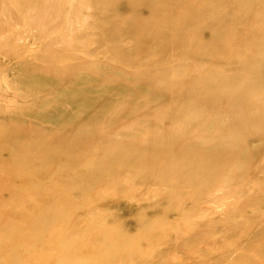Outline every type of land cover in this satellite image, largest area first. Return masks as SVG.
<instances>
[{"label":"rangeland","instance_id":"obj_1","mask_svg":"<svg viewBox=\"0 0 264 264\" xmlns=\"http://www.w3.org/2000/svg\"><path fill=\"white\" fill-rule=\"evenodd\" d=\"M130 1L19 0L20 11L0 9V204L18 208L0 223L32 227V211H57L10 264H264V73L136 55L135 25V40L122 44L134 45L132 56L111 50L110 28L150 15ZM81 118L92 121L93 140L79 145L92 151L71 173L44 149ZM103 146L125 158L98 156ZM97 161L129 170L99 174Z\"/></svg>","mask_w":264,"mask_h":264},{"label":"bare ground","instance_id":"obj_2","mask_svg":"<svg viewBox=\"0 0 264 264\" xmlns=\"http://www.w3.org/2000/svg\"><path fill=\"white\" fill-rule=\"evenodd\" d=\"M18 1L0 0V9L11 8L14 11H20L22 7L17 3ZM42 1L46 3L48 0ZM49 1L60 2L61 0ZM109 1L112 4L119 2V0ZM175 1L178 2L175 5L176 8L173 7ZM129 4L131 8H142L148 11L150 15L147 18L138 19L135 23H128L127 27L121 29H117L116 27L110 28L108 34L111 35V43L110 39H107V42L111 50L129 53V49L133 52L132 46L135 45L133 48L134 53L136 55L140 53L143 57H146L145 52L149 50V53L152 55L160 53L164 55L166 53V58L173 57L184 60L205 61L211 65L224 66L236 70L240 69L244 74L249 73L257 76L264 73V0H131ZM179 21H181V31L173 33V27ZM242 22L247 24L243 28L239 27ZM134 25L137 27L136 36L140 39L134 41V45L132 44L131 47L123 46L122 44L124 43V37L126 35L134 39ZM100 27L101 25H99ZM159 38L161 43H155V40ZM204 39H208V41H204ZM169 44L173 46L172 51L165 49ZM123 56H126L125 53ZM78 80L85 79L78 78ZM133 83L135 86L140 84L138 81H133ZM213 92L214 88H210L207 91L205 89L203 97H210L213 95ZM195 98L196 95L191 100ZM106 99L103 98V100ZM114 101V99L107 100L105 106L109 107ZM237 104H233V107L235 108ZM89 114L91 113L89 112ZM91 125L92 121L88 118H81L80 124L74 131H55L52 136L54 138L52 139L51 137L47 143V146H50L47 147L48 149H44L45 152L53 159L67 160L64 164L65 168H62L63 170L68 169L71 173L81 171V162L88 160L87 153L92 151V146H88L90 147H87L88 149L80 148L79 144L83 139L87 141L93 140L90 135ZM44 132L41 131L39 134L45 135ZM0 139L3 140L2 137ZM7 142L19 143L13 138ZM149 148L151 147L147 145H136L134 147L135 150L142 152L150 151ZM28 151L29 149L26 152ZM101 152L98 156L115 161L122 159L121 157L125 158L124 155L117 154V152H114L110 148L107 149L104 146ZM210 154H213V152ZM214 154L218 155L219 153ZM79 156H82V158ZM124 165L121 166L123 168L107 165L101 166L97 161L92 166L95 170L99 169L101 171L99 174H103L107 168L118 171H124V168L129 170V166ZM35 168L41 169L43 167L36 163ZM87 168L84 167L82 169L85 173L81 175H86ZM66 176L69 180L71 179L69 175ZM94 185L96 183L92 184V186ZM80 197L82 195L75 196L73 199ZM15 202H17V199H15ZM47 203L53 206L57 204L54 201ZM16 206L20 207V205ZM22 206V208H27L26 203L22 204ZM9 208L18 209L14 204H0V215L6 217L3 211ZM76 208L78 206H73L71 210ZM71 210L67 214V219L70 222L73 221L74 211ZM56 212L40 210L35 213V211H32L30 213L32 227L28 226V220L23 221L22 226H7L0 223V251L4 253L6 251H12L7 255L4 254L3 259L5 260L0 261V264H10L17 258L20 252L19 246L25 240H33L36 242L38 236L45 231L37 227L38 222L46 216L54 219ZM45 233L47 234V230ZM48 235V240L53 241L55 232L49 229ZM33 250H35L34 242L28 246V251ZM262 256H264V252ZM63 257L66 260L68 259V256Z\"/></svg>","mask_w":264,"mask_h":264}]
</instances>
